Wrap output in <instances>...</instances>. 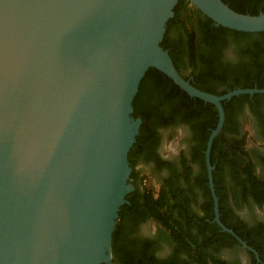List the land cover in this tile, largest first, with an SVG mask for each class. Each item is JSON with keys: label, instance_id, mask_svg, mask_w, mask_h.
<instances>
[{"label": "water", "instance_id": "obj_1", "mask_svg": "<svg viewBox=\"0 0 264 264\" xmlns=\"http://www.w3.org/2000/svg\"><path fill=\"white\" fill-rule=\"evenodd\" d=\"M179 0H0V264H115L112 236L127 204L140 118L133 100L156 69L218 114L222 102L195 88L161 42ZM215 26L264 32V13L222 0H186Z\"/></svg>", "mask_w": 264, "mask_h": 264}, {"label": "flooded vegetation", "instance_id": "obj_2", "mask_svg": "<svg viewBox=\"0 0 264 264\" xmlns=\"http://www.w3.org/2000/svg\"><path fill=\"white\" fill-rule=\"evenodd\" d=\"M219 46L221 47L220 52L214 54L213 60L202 61L201 65L204 70L207 65L214 67V70L216 68L230 70L249 60V55L246 54L248 47L243 41L235 44L234 38L227 36L225 45L220 40ZM251 56L252 59L253 57L258 58V61L264 66V54ZM184 77L192 82L193 70L189 69ZM214 86L217 87L218 93L224 90L215 82ZM242 89H264V68L260 75L251 81V88ZM213 95L222 96L224 94ZM241 96L247 98L243 99ZM233 98H236L235 101H232ZM223 102H226L232 109V119L227 134L244 139L245 148L253 163V174L264 181V92L252 95L243 94ZM156 132L157 137L153 149L155 158L150 161L140 158L133 167L131 166V175H134L135 184L130 183L134 189L126 196L129 200L125 204L127 207L124 208L120 220L121 243H124V246L118 249L116 259L112 254L113 263L217 264L215 262L218 261V263L226 264H264V204L258 205L253 197L247 194L244 183L245 174L239 171L229 172L230 168L225 165L216 171L218 160L216 158L211 164L209 157L210 165L213 167L211 173L218 202L219 221L245 243L243 245L233 235L224 231L216 221L214 200L208 183L205 162L207 143L203 151L206 169L205 185L207 187L205 189L198 186L200 172L193 159L199 144V137L192 125L178 124L162 127L156 129ZM169 139H171V143L168 146ZM181 153L186 156L187 162L192 168L190 184L193 185L196 194V203L190 192L189 182L182 171ZM215 171L216 175L214 176ZM145 187H150L155 196L160 195L163 188L168 192L171 203L174 205V218L183 224V227L197 239L203 249L187 252L180 244L171 239L170 233L166 232L156 220L149 218L142 195ZM216 187L220 198H222V204L216 194ZM232 187L235 192L232 191ZM191 246L195 247L193 244ZM195 256L196 260L193 259Z\"/></svg>", "mask_w": 264, "mask_h": 264}, {"label": "trees", "instance_id": "obj_3", "mask_svg": "<svg viewBox=\"0 0 264 264\" xmlns=\"http://www.w3.org/2000/svg\"><path fill=\"white\" fill-rule=\"evenodd\" d=\"M222 1L237 13L247 15L264 13V0ZM227 36L234 38L235 44L243 41L247 45L246 54L249 55V60L232 67L230 70L223 68L214 70V67L209 65L204 70L201 65L202 61H205V59L206 61L213 60L214 54L220 52V40L225 45ZM174 37L176 38L175 40L173 39ZM161 46L168 51L175 68L185 80L187 78L184 77V74L189 69H192L193 80L190 83L195 88L211 94L222 95L237 88H251V81L258 77L264 68L258 58L253 57L252 59L251 56L264 54V33L249 34L225 29L220 26L215 27L210 19L204 15L202 16L186 0H179L174 7L173 17L167 22ZM214 82L223 87L224 90L218 93ZM241 98L247 97L241 96ZM235 99L233 98L232 101H235ZM222 105L225 113V122L222 131L213 142L210 155L211 164L217 158L216 171L225 165L230 168L229 172H243L246 176L244 183L247 194H250L256 203L261 206L264 204V181L253 174V163L245 148L244 139L227 134L232 119V109L226 102H223ZM132 116L142 120L136 142L128 154L132 167L140 158L144 161H150L155 158L153 149L157 137L156 129L178 124H191L199 137V144L193 159L198 165L200 172L198 186L207 189L205 185L206 169L203 151L210 132L216 127L218 120L217 110L212 104H205L197 98H191L163 73L150 68L139 84L138 92L133 100ZM181 166L196 203V194L193 185L190 184L192 168L183 153H181ZM133 176H130V182L135 184ZM232 191L235 192L233 187ZM216 194L219 196L220 204H222L218 189ZM142 195L149 218L156 220L166 232L170 233V237L174 242L180 244L187 252L203 249L197 239L187 232L183 224L174 218V205L171 203V197L164 188L160 195L155 196L150 187H145ZM207 195L208 192L206 190ZM126 200H129V198L126 197ZM126 207L124 205L121 208L122 212L120 211L119 220L112 236V254L115 259L118 256V249L124 246V243H121L120 220ZM191 244L195 247L192 248ZM193 259L196 260V256ZM215 263L226 264L224 262L218 263V261Z\"/></svg>", "mask_w": 264, "mask_h": 264}, {"label": "rangeland", "instance_id": "obj_4", "mask_svg": "<svg viewBox=\"0 0 264 264\" xmlns=\"http://www.w3.org/2000/svg\"><path fill=\"white\" fill-rule=\"evenodd\" d=\"M170 143H171V139L168 140L167 145L169 146Z\"/></svg>", "mask_w": 264, "mask_h": 264}]
</instances>
